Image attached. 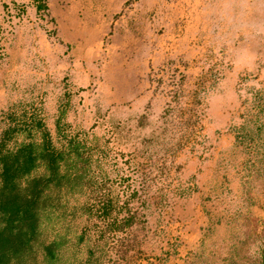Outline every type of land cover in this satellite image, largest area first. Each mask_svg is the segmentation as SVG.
<instances>
[{
  "label": "rangeland",
  "instance_id": "obj_1",
  "mask_svg": "<svg viewBox=\"0 0 264 264\" xmlns=\"http://www.w3.org/2000/svg\"><path fill=\"white\" fill-rule=\"evenodd\" d=\"M47 5L0 0V139L90 163L23 264H264V0Z\"/></svg>",
  "mask_w": 264,
  "mask_h": 264
},
{
  "label": "trees",
  "instance_id": "obj_2",
  "mask_svg": "<svg viewBox=\"0 0 264 264\" xmlns=\"http://www.w3.org/2000/svg\"><path fill=\"white\" fill-rule=\"evenodd\" d=\"M31 1L38 12L48 10V0ZM31 126L42 124L31 120ZM15 132L10 127L0 139V264H23L33 253L48 194L55 189L74 191L83 184L90 163L84 159L81 143L72 140L57 149L46 129L40 141L11 148ZM40 169L43 173L35 175ZM59 246L57 241L41 245L45 264H56Z\"/></svg>",
  "mask_w": 264,
  "mask_h": 264
}]
</instances>
